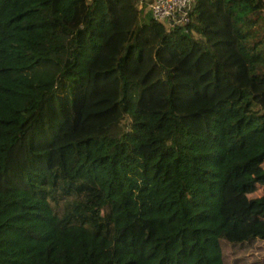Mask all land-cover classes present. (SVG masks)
Listing matches in <instances>:
<instances>
[{
	"label": "trees",
	"instance_id": "1",
	"mask_svg": "<svg viewBox=\"0 0 264 264\" xmlns=\"http://www.w3.org/2000/svg\"><path fill=\"white\" fill-rule=\"evenodd\" d=\"M152 1L0 0V264H264V0Z\"/></svg>",
	"mask_w": 264,
	"mask_h": 264
},
{
	"label": "built area",
	"instance_id": "2",
	"mask_svg": "<svg viewBox=\"0 0 264 264\" xmlns=\"http://www.w3.org/2000/svg\"><path fill=\"white\" fill-rule=\"evenodd\" d=\"M193 0H153L149 4L151 16L165 24L167 29L183 25Z\"/></svg>",
	"mask_w": 264,
	"mask_h": 264
},
{
	"label": "rangeland",
	"instance_id": "3",
	"mask_svg": "<svg viewBox=\"0 0 264 264\" xmlns=\"http://www.w3.org/2000/svg\"><path fill=\"white\" fill-rule=\"evenodd\" d=\"M193 120V119H192ZM199 124L200 121L193 120ZM247 233V223L237 219H232L228 226L221 232L220 237L224 242L230 244L233 242H240L244 239ZM228 254H230V248L226 246ZM246 260L250 263L262 262L264 260V241H260L252 245L245 254Z\"/></svg>",
	"mask_w": 264,
	"mask_h": 264
}]
</instances>
